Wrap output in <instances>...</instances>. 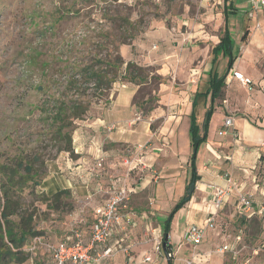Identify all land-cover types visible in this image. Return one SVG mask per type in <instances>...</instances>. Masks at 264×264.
Returning a JSON list of instances; mask_svg holds the SVG:
<instances>
[{
    "label": "rangeland",
    "instance_id": "374dc122",
    "mask_svg": "<svg viewBox=\"0 0 264 264\" xmlns=\"http://www.w3.org/2000/svg\"><path fill=\"white\" fill-rule=\"evenodd\" d=\"M235 7L239 8L238 13L249 8L253 16L252 19L243 15L229 16L232 29L236 28L235 23L239 24V30L235 29L237 34L244 28L247 35L264 28V10L248 7L246 0H236ZM223 9L224 0H0V212L4 204L2 184L7 181L8 173L20 160L30 162L37 173L21 190L14 187L18 208L17 214L11 216L12 225L17 226L21 216L32 213L31 224L42 231L41 236L30 237L23 246L27 258L22 262L4 254L9 251L8 243L6 237H0V264H54L45 246L36 245L34 239L40 237L44 242L55 243L67 231L59 228L61 233L57 236L50 234L55 221L67 222L65 218L69 217V212L66 208L52 212L42 201L43 195L47 194L42 181L48 173V164L64 144L63 137L57 138L50 118L55 101L71 100L80 95L90 103L89 114L96 109L100 111L124 85L131 88L134 91L132 104L137 110L131 123L141 121L146 130L149 127L151 137L146 136L143 142L128 140L127 143L142 144L127 146L126 153L132 155L136 149L145 150L151 143H160L158 152L163 159L173 143V139L167 137L174 128L172 122L177 121L176 113L186 107L196 88H205V80L200 81L198 77L204 76L210 67V49L219 39L224 24ZM241 47L236 41L232 53L244 67L255 55L251 51L243 53ZM260 50L256 60L264 72V45ZM116 55H120L124 63L120 68L122 74L112 83L111 89L97 95L91 82H71L72 79L81 80L76 75L79 67L88 63L105 67V62L102 64L97 59L111 60ZM129 61L143 68L146 82L136 83L122 76ZM226 64L227 57L220 55L217 70L222 72ZM224 98L225 91L215 100V106ZM199 112L202 118L203 112ZM218 118L219 112H215L210 123L214 125ZM117 126L111 122L105 130L110 132ZM187 151H190L189 143L187 147L182 146L183 156ZM148 168V171L155 170L152 173L156 176L159 171L164 175L162 170L166 166L154 169L144 165L141 171L136 166L126 170L131 180L125 185L129 191L127 209L130 212L134 210L132 191L147 176L142 172ZM98 169L105 171L104 161L101 170ZM99 171L90 170L91 173ZM19 172L24 174L22 168ZM253 173L256 175L254 182L264 186V149L252 168ZM188 176L189 170L186 174L183 168L173 176L172 190H167L164 195L162 210L168 212L177 201ZM257 192L252 194L253 200L256 201L258 195V202L264 203V195ZM138 201L151 206L147 197ZM233 214H227L224 220H215L214 230H210L196 247L182 239L184 249L178 252L177 264H188L191 260V264H264V215L244 219V214ZM153 221L152 226H156L157 221L154 218ZM151 228L148 229L149 244L143 239L136 243L134 252L130 247H122L121 251L131 262L122 261L121 264H168L161 244L162 232ZM158 241L159 249L156 250ZM223 244H229L231 249L220 252ZM146 256L151 260L145 261Z\"/></svg>",
    "mask_w": 264,
    "mask_h": 264
},
{
    "label": "crops",
    "instance_id": "0c3cea01",
    "mask_svg": "<svg viewBox=\"0 0 264 264\" xmlns=\"http://www.w3.org/2000/svg\"><path fill=\"white\" fill-rule=\"evenodd\" d=\"M231 1L235 6L236 0ZM236 9V13L229 14L228 17L243 15L244 17L253 18L248 11L249 8L244 9V13H238L239 8ZM258 10H264V7H260ZM238 25L235 23L237 31L239 30ZM235 29L231 28L229 22L233 45L236 41H239L242 52L248 53V51H251L255 57L250 64L244 67H242L241 61L238 62L235 59L225 78V98L222 99L220 105L215 106L214 102L216 108L212 117L215 112H219V118L214 125L213 123L209 124L207 138L201 144L197 153L196 165L200 179L196 182L191 198L175 213L171 221L168 234L171 250L168 255L172 257L174 264H177L175 260L178 259V252L184 249L182 247V236L190 225H203L210 212H215L216 221L224 220L227 214L233 216L235 212L245 216V212L237 205L235 191L223 201L220 208L215 209L212 204V189L210 186L224 185L226 183L224 174H229L235 185L242 191L253 194L258 190L257 194L264 195V186L262 183H255L256 175L252 174V168L255 166L257 159L260 158L261 150L264 149V72L260 69L262 65L259 60L258 62L256 60L259 58L260 49L264 45V28L250 31L248 35L245 28L241 29V34H237ZM234 70L249 76L252 81L251 89L243 86L233 76ZM207 72L208 70L204 76H199L198 80L204 81ZM195 91L186 107L181 108L176 113L177 121L172 122L174 128L167 137L169 140L173 139V143H171L167 156L163 159L158 152L160 143H151L145 150L136 149L132 155L126 153L127 146L131 144L141 146L140 144H142L127 143L128 140L133 141L135 139L143 142L146 136L151 137V133L149 127L147 126L146 130L141 121L131 123L135 114H137V110L132 104L134 91L125 85L106 101L105 105H107L102 107L100 111L98 109L93 110L76 122L72 133L73 155L64 151L60 152L48 164V173L42 181L45 193L49 194L59 189L68 188L74 198V209L68 214L69 217L65 218L67 222L63 223V220L58 219L55 221L54 230L50 232L55 237L58 233H61L59 228L67 229L66 232L63 230L64 233L61 234L62 236L60 235L61 237L57 241L72 240V230L74 228H78L81 231L83 240L87 241L90 224L93 222L97 210L107 201L112 189L131 182L126 173L127 168L131 169L136 166L141 171L144 165L154 169L165 165L166 168L162 170V174H164L163 171L165 174L161 175L160 171L159 173L156 171L157 175L155 176L152 173L155 170L148 171L149 168L142 172V175L147 176L142 178V181L137 183L132 191V203L134 204L132 207L134 208L133 212L136 214L134 223L127 225L123 221L115 225L106 244V246H111L114 249L115 253L113 254L115 257L104 258L100 264L131 262V259L127 260V255L121 251L122 247H130V250L134 252L133 249L136 243L143 241V239H146L147 244L151 242L150 231H148L150 227H152L151 229L155 228L158 233L162 232L163 221L167 215L165 213H168L160 208L162 204H165L164 195H166L167 190H169L168 192L172 190L173 176L176 173L178 174L181 168H183V173L186 174L189 170L188 161L191 152L190 113ZM209 102V95L198 100L196 118L199 123L203 119L204 110ZM200 110L203 112L202 118L199 116ZM226 117L232 118V124L226 128L225 134L219 135L218 130L223 127ZM111 122L119 126L107 132L105 128ZM188 143L190 151H187L186 156H183L182 146L187 147ZM99 158H103L105 171L91 173L90 169L95 167V163ZM129 158H132L131 161ZM162 176H164V179L161 178ZM187 179L188 177H186L185 182ZM161 182L163 183L161 184ZM257 196H255V199L257 198L255 202H258ZM141 197L150 199L151 206H148L145 201H138ZM153 218L157 221L156 226H152V223H155ZM214 228L207 229L203 240ZM212 235L215 234L212 233ZM91 252L94 254L95 250ZM199 255L200 257L204 256V254Z\"/></svg>",
    "mask_w": 264,
    "mask_h": 264
},
{
    "label": "trees",
    "instance_id": "16d2710c",
    "mask_svg": "<svg viewBox=\"0 0 264 264\" xmlns=\"http://www.w3.org/2000/svg\"><path fill=\"white\" fill-rule=\"evenodd\" d=\"M237 9L235 8L231 0H224V24L222 27V32L219 36V40L214 44L210 49L211 60L210 67L205 78V88L204 90H196L194 94V99L192 100V111L190 113V145L191 152L189 155V176L185 182L183 192L180 197L177 199L175 204L168 211L162 227V238L161 244L163 247V241L166 234H169L171 228V221L175 213L191 198L196 182L200 179V175L197 172V153L201 144L206 140L208 134V126L210 119L214 112V102L216 99L221 98L224 92L225 87V78L228 74L230 68H232L236 57L232 53L233 40L229 30V20L228 15L236 13ZM227 57L226 68L223 72L217 70V61L219 56ZM98 62H105V67L95 66L91 63L79 67L76 75L78 79H72L71 82L77 83H88L93 84V89L97 92V95L100 94L102 90L111 89V85L115 82L120 76L121 65L124 63L120 55H116L111 60L106 61L97 59ZM143 68L133 62H127L125 65L124 73L122 76L127 78L129 81L136 83L146 82L147 76L143 73ZM70 82V83H71ZM83 94V93H82ZM209 95L210 102L204 110V116L202 121L199 123L196 118V107L198 104L199 98L207 97ZM89 101H85L83 97L78 95L71 100H58L55 101L54 109L52 115L50 116L51 122L55 125L56 136L58 139L63 137L64 144L58 149L59 152H67L70 155H73V144H72V130L75 120L83 119L89 110ZM24 170V174L19 172V169ZM36 171L33 168V165L30 162H25L20 160L17 162L16 167L10 171L7 175V181L2 184V194L4 204L0 212V237H6L7 243L11 248H14L12 251L8 245L7 254L13 256L16 261L22 262L26 260L27 254L22 251L23 246L27 240L31 237L41 236L42 231L35 229L32 223V213L28 214L27 217L21 216V224L18 223L17 226L12 225L13 221L11 219L12 215L17 214V201L14 200V197L17 195V191L14 187H17L19 190L27 184V181L35 177ZM42 201L46 203V206L52 210V212H59L66 208L67 212H71L74 209V198L70 189L63 188L59 189L51 194H45L42 197ZM255 202V201H254ZM254 215L245 214V219H248ZM261 216V215H259ZM248 217V218H246ZM252 220V219H251ZM163 250L165 252L168 264H173L172 257L168 255L171 250V245L167 240Z\"/></svg>",
    "mask_w": 264,
    "mask_h": 264
},
{
    "label": "built area",
    "instance_id": "2783aa9c",
    "mask_svg": "<svg viewBox=\"0 0 264 264\" xmlns=\"http://www.w3.org/2000/svg\"><path fill=\"white\" fill-rule=\"evenodd\" d=\"M248 6L252 9L264 7V0H246ZM233 76L246 88L251 89L252 81L249 77L235 71ZM232 124V118L226 117L223 127L218 130L219 135L226 133V128ZM102 159L96 161L92 171H99L102 168ZM94 173V172H93ZM96 174V173H95ZM226 183L224 185H211L212 197L211 202L215 209L221 207L223 201L229 197L233 191L236 193L237 205L247 215H264V203L254 202L252 194L242 191L235 185L234 180L229 174H224ZM129 199V191L125 185L114 189L107 201L97 210L93 222L90 224L88 240L84 241L81 231L78 228L72 230V240H61L55 243L44 242L40 237L34 239L35 244H42L49 252L54 264H100L104 258L111 257L114 249L111 246H106L110 239L115 225L125 222L127 225H132L134 222V213L127 209V200ZM127 210L123 213L124 210ZM215 223V212H210L203 225L192 224L183 234V239L192 247L199 245L208 228H213ZM239 239V236H236ZM159 241L156 245V250L159 249ZM33 245V248L36 245ZM231 249L229 244H223L220 252ZM95 250L93 254L91 251ZM196 256V254H194ZM193 255V258L195 257ZM145 261H150L151 258L146 256ZM188 261V264H191Z\"/></svg>",
    "mask_w": 264,
    "mask_h": 264
},
{
    "label": "water",
    "instance_id": "95a60500",
    "mask_svg": "<svg viewBox=\"0 0 264 264\" xmlns=\"http://www.w3.org/2000/svg\"><path fill=\"white\" fill-rule=\"evenodd\" d=\"M167 240H168V234H166L165 237H164L163 247H164V245H165V243H166Z\"/></svg>",
    "mask_w": 264,
    "mask_h": 264
}]
</instances>
